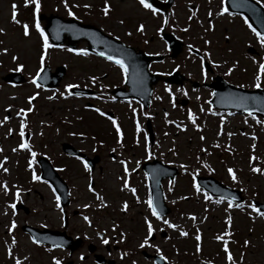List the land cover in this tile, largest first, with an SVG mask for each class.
I'll return each instance as SVG.
<instances>
[{
    "label": "rangeland",
    "instance_id": "1",
    "mask_svg": "<svg viewBox=\"0 0 264 264\" xmlns=\"http://www.w3.org/2000/svg\"><path fill=\"white\" fill-rule=\"evenodd\" d=\"M67 2L75 16L67 15L68 10L64 8L61 0H41V10L36 18L39 19L40 14L47 17H73L80 22L99 26L108 33L115 32L125 40L139 39L137 44L144 46L146 50L159 53L166 49V45L160 39L161 32L164 29L167 31L176 29L184 37L185 49L175 61L168 59L163 64H157V69L171 70L175 67L194 81L210 82L212 74L205 70L204 64L203 71L206 72V78L202 74L201 57L192 53L189 49L191 45L204 51L203 56L206 51L210 53L209 57L205 58L215 67V73L228 75L231 81L243 82L240 83L242 87L254 89L258 63L264 59V47L261 46L255 33L244 23L245 19H233L229 16L239 15L231 13V15L228 13L216 15L222 6L226 7L222 4V0H176L172 8L166 12H157L155 15L143 8L138 0H109L112 10L108 17L101 13L104 0H67ZM260 2L264 5V0ZM13 3L17 5V18L21 24L27 23L30 26L31 34L27 38L23 35L22 27L11 21ZM84 4H90L91 8L85 9ZM73 5L80 7H72ZM209 11L213 13L211 17L208 16ZM193 12L196 15L190 21L188 17ZM34 19V7L32 5L26 7L24 0H0V28L4 30L0 34V41L3 42L0 47L9 49L7 54L0 53V120L5 116L9 117L6 122L0 124V161H4V157H7L3 165H0V182H6L9 188L7 195L0 188V264H15L16 259H20L21 264H53V257L59 258L62 264L71 260L69 251L34 243V240L22 230L24 224L53 230L63 229V211L56 207L57 195L52 187L47 182L32 180L33 174L38 175L34 157L28 152L23 153L22 149L13 151L21 143L19 125L22 119L29 127L25 129L30 132L29 146L35 148L37 157L43 154L54 160L53 164L61 170H59L60 174L70 186L68 233L91 241L93 239L98 245L99 252L109 260H113L116 264H133V261L135 264H154L152 259H147L141 252L146 250L157 253L152 247L155 245L160 249L158 254L168 259L167 264H209V262L229 264L224 256L226 253L223 254L222 251L223 242L215 239V234L228 230L231 233L237 231L239 235L244 234L245 240L249 238L250 243L245 246L244 243L240 245V239L227 237L230 240L229 251L237 263L264 264V218L257 216L247 207L251 204L250 198L258 197L261 200L264 198V124L254 123L255 117L248 115L229 116V114L221 115L208 111L203 100L209 95L210 89L205 86L171 88L163 82H158L155 85L158 87L154 90L156 101L154 98L153 108L148 111L141 109L134 102L135 100L127 104L108 100L98 102L96 98L90 96L99 103L97 108L101 112L107 113L108 108L116 112L114 119H118L122 132V140L118 144L116 129L111 120L97 115L98 112L95 111L97 108L92 110L86 105L90 104V100L82 99L80 95L71 92L72 88L66 90L65 86L72 84L77 87H88L93 89L95 94L100 95L97 91L101 90L103 80L106 83L113 80L112 83L121 84L119 82L123 81V75H120L119 71L122 70L116 65L112 68L111 63L91 55L70 52L68 49L72 48L65 44L58 47L50 41L53 46L48 49L43 66L48 64L52 71L57 67L65 66L66 71L59 87L51 90L37 87L32 83V79L37 77V72L42 69L39 59L42 40L32 27ZM165 19L168 21L167 24L164 23ZM209 20L215 27L214 30L206 32ZM120 21L123 23L121 24ZM39 22L44 28L47 19L45 22L39 19ZM140 24L144 25L143 33L136 31ZM128 33L131 35L129 36ZM227 38L228 42H226ZM58 39H61V34ZM205 40H209L210 43L206 45ZM86 46L85 41H78V49H87ZM250 47L256 48L259 55L252 56L249 52ZM13 55L18 59L12 60ZM233 64L236 66L232 73L226 74ZM18 65H23L19 72L27 81L19 85L10 84L6 77L16 72ZM107 73L108 75H105ZM93 76L97 78L95 82L91 80ZM166 87L172 90L171 95H176L179 99H189L188 105L183 107L173 101L169 92L165 91ZM69 92L72 95H68ZM37 93L31 105L33 111L27 113L26 117L17 116L19 109H27L30 106L27 98ZM60 93L65 95L61 96ZM49 96L54 98L49 100L47 99ZM189 110L195 117V125L188 119ZM27 117H30V121ZM221 117L224 118L223 124ZM147 118H151L156 131L154 146L151 147L149 140L147 141L151 157L160 158L179 167L181 171L175 182L164 183L166 200L173 210L161 220L153 217L147 207L148 195L145 187H140V184L134 186L138 190L133 195L131 188L125 189L122 185L124 179L128 182L133 181L132 169L138 168L142 160L151 158L145 151ZM137 124L140 126L139 131ZM177 124H180L183 130L177 128ZM9 129H12L11 133ZM218 132L220 135H217ZM81 133L83 135H80ZM201 136L204 140L200 139ZM137 139L139 144L136 143ZM64 142L71 143L90 156L101 151L104 170L101 173L98 170L93 173L85 169L80 160L68 158L62 151ZM252 145H255L254 149ZM113 149L116 153L114 160L110 156ZM250 156H255L256 159L250 161ZM30 160L31 168L28 167ZM121 160H124L129 168L127 176L119 163ZM205 164L208 167H205ZM181 165L186 167L182 168ZM3 167L8 168L7 173L3 172ZM252 167H258L262 172L253 173ZM228 168H232L236 173L238 178L236 182L230 178ZM208 172L242 189L247 196L246 203L241 204L242 208L238 210L232 208L226 212L228 203L226 199L205 200V193L195 191L194 175ZM92 180L94 185L91 184ZM90 185L94 191H89ZM16 187L21 189L18 201L14 196ZM169 188L172 191H169ZM97 196L101 200H97ZM21 201L29 208V212L15 209L13 215V209L9 205ZM125 201L128 203L126 212L122 211ZM101 202L106 206L98 207ZM85 204L89 207L85 208ZM84 216L89 217L91 224L83 219ZM192 216L196 219L192 220ZM227 216H231L230 227L226 223ZM145 217L153 225L155 240H151L150 237L149 245L140 248L138 245L147 234ZM163 219L173 222L179 230L186 231L188 235L180 236L179 230L163 224ZM13 220L16 227L9 233L7 228ZM113 225L118 226L115 231ZM251 228L255 232L251 233ZM163 229L167 232L165 237L159 235ZM197 229L202 237L200 252L196 251ZM98 232L103 234L102 238L109 240L108 244L101 242L102 238L97 235ZM121 232L124 233L123 240L120 238ZM13 238L15 244H12ZM9 249L11 256L8 254ZM84 251L88 253L87 249ZM241 254H243L242 260ZM206 257L213 258L214 261H204ZM72 258L76 260L74 264H98L92 257L82 260L75 255Z\"/></svg>",
    "mask_w": 264,
    "mask_h": 264
},
{
    "label": "snow or ice",
    "instance_id": "2",
    "mask_svg": "<svg viewBox=\"0 0 264 264\" xmlns=\"http://www.w3.org/2000/svg\"><path fill=\"white\" fill-rule=\"evenodd\" d=\"M223 2V0H222ZM61 3L63 4L64 8L67 9V15L68 16H75V13L72 11V9L69 7V4L67 2V0H61ZM138 3L145 9H148L152 12L153 15L157 14V12L159 11L158 9L154 8L153 5L151 3L148 2V0H138ZM24 5L27 7L29 5H32L34 7V23L32 25V27H34L35 31L39 34L41 40H42V52L40 54V64H41V67H43V64H44V61H45V57L47 55V51L49 48H51L53 45H51L49 43V37L48 35L46 34L45 32V29L43 27H41V24L39 22V19L36 18L38 17V14L41 10V0H24ZM234 6H238V5H234ZM72 7H80V5H73ZM83 7L85 9H90L91 8V5L90 4H84ZM111 5L109 4V0H104V3H103V7L101 8V13L103 16L105 17H108L110 12H111ZM225 13H228L229 15H231L229 12H228V8L227 7H221L220 8V11L218 13H216L217 16L219 15H223ZM196 13L193 12L189 17L188 19L191 21L194 17H195ZM213 15V13L211 11H209L208 13V16L211 17ZM18 17V11H17V5L15 3L12 4L11 6V21L14 23V24H17V25H20L22 27V30H23V35L24 37H29L30 36V26L29 24L27 23H23L21 24L20 20L17 18ZM120 23L122 24L123 21H120ZM164 23L167 24L168 21L165 19L164 20ZM244 23L251 29V31L253 33H255L256 37L259 39V42L261 44L262 47H264V35H262L260 32H258L255 28L252 27L251 24L248 23V20L247 18H245L244 20ZM214 24L212 23L211 20L208 21V28L205 29V31H212L214 30ZM63 30V29H61ZM136 31L139 32V33H143L144 32V25L143 24H140L137 28H136ZM184 31H187V29H184ZM4 32V30L2 28H0V34H2ZM128 35L130 36L131 33H128ZM117 39H119L117 37ZM97 42V41H94V43ZM147 42V41H146ZM3 42L0 41V44H2ZM204 43L207 45L210 43L209 40H205ZM58 47H60L58 45ZM189 49L191 50V45L189 46ZM9 51V49L7 47H0V53H3V54H7ZM68 51L70 52H77L79 54H83V55H87L88 54V51L87 49H68ZM99 55L101 57H105L107 60L109 61H114V63L116 65H118L120 67V69L124 72V73H127L128 71V67L127 65L125 64L124 60L123 59H120V58H117V57H114L112 55H107L105 54V52L101 51L99 52ZM210 53H208L207 51L204 53V56L201 57V69H202V74L205 75V78H206V72L203 71V63H204V59L205 57H209ZM18 57L13 55L12 56V60H17ZM235 64H233L232 67L228 68V72L226 74H231L233 69L235 68ZM23 68V65H18L17 68H16V71H20L21 69ZM40 75V72L38 71L37 72V76ZM262 76H264V59H262L259 63H258V73L257 75L255 76V84L253 85L254 87L256 88H259L261 87V78ZM96 77H91V80L93 82L96 81ZM32 83L35 84L37 87H40L39 84H37V80H36V77H33L32 79ZM66 87V90L67 89H71V88H74V87H77V85H72V84H68L65 86ZM165 91L166 92H169V94L171 95V90L170 88L166 87L165 88ZM177 91H179V89H177ZM36 95L37 94H34L32 96H29L27 98L28 100V103H29V107L27 109H24V108H21L19 109V111H17L16 115L17 116H20V117H26L27 116V113H30L33 111V107L31 106L32 105V102L35 100L36 98ZM55 95V94H54ZM61 96H64L65 93H60ZM68 95H72V93H68ZM76 95H79V93H76ZM185 95H187V93H185ZM54 97L53 96H49L47 97V99L51 100L53 99ZM114 99V97H113ZM157 99H159V97H157ZM249 99H252L253 101L256 100L255 97H240V100H241V103L238 104L237 106L238 107H244L245 108V111L248 112V115L249 116H253V111L249 110L244 102L249 100ZM173 106H175L173 104ZM11 107V106H9ZM203 111V109H201ZM95 111H97L98 113H100V115H105L104 112H101V110L99 108L95 109ZM209 111L211 112V108H209ZM133 112H135V109H133ZM165 115L167 116V113H165ZM9 119L8 116H5L3 120H0V124H3L4 122H6L7 120ZM109 120H111L112 124L115 126L116 128V133H117V136H118V140H117V143L119 144L122 140V132H121V129L120 127L118 126L117 124V121L115 119H113L112 117H108ZM188 119L195 125V117L193 115V113L191 112V110H189L188 112ZM224 122V118L221 117V124H223ZM258 123H264V121H257ZM168 123H173L172 121H168ZM245 123H247V121H245ZM20 132H19V135L21 137V143L18 144L17 148H14L13 151H17V149H24V150H28L29 152H31V155L34 157L36 154L35 152H32L31 151V148L29 146V144L24 141V136H25V128H26V122L24 119L21 120L20 122ZM177 128L183 130L182 126L180 124H177L176 125ZM197 128H199V126L197 125ZM137 130L139 131L140 130V126L139 124H137ZM12 129H9V133H11ZM75 134V133H73ZM80 135H83L82 133ZM165 135H167V133H165ZM217 135H220V132L217 133ZM229 135H231V133H229ZM144 139H145V151L147 152L148 156L151 157V152H150V148H149V145L147 143L148 141V136L147 134L145 133V136H144ZM201 140H204V137L201 136L200 137ZM253 139H255V137H253ZM136 143L139 144V140L137 139L136 140ZM123 145L121 144V147ZM216 147H219V145H216ZM252 148L254 149L255 148V145H252ZM231 150V149H229ZM201 151H204V149H201ZM113 152H115V149H113ZM250 161H253L256 159L255 156H250ZM7 160V157H4V161ZM4 161H0V165H3ZM119 163L123 166V171L125 173V176H127V174L129 173V168L127 167V163L124 161V160H121L119 161ZM205 167H208L206 164L204 165ZM28 167L31 168L32 167V161L30 160L29 163H28ZM84 167L85 169H88V164L85 163L84 164ZM180 167L182 168H185L186 166L185 165H181ZM3 172L4 173H7L8 172V168L7 167H3ZM211 170V169H210ZM132 171H135V169H132ZM251 171L253 173H261L262 170L258 167H252L251 168ZM227 172L229 173V176L230 178L232 179L233 182H236L237 181V175L236 173L234 172V170L232 168H228L227 169ZM41 177L38 176V175H35L33 174L32 175V180L33 181H40ZM193 187L195 188V191L197 193L200 192V185L199 184H196L195 182L193 183ZM0 188L3 189L5 195H7L8 191H9V188H8V185L6 182H0ZM123 188L125 189H128L129 188V182L127 179H124L123 180ZM55 191V190H53ZM89 191H94V189L92 188V186L90 185L89 186ZM130 191L132 192L133 195H135L136 193V190L134 188L130 189ZM169 191H172L171 188H169ZM20 192H21V189L19 187H16L15 189V199L18 201L20 199ZM204 199L205 200H209L211 199V197L205 193L204 194ZM235 199V197L231 198L228 200V203H227V209H225V211L227 212L228 209H232V208H237V209H240L242 208L243 206L239 203H236V204H233V200ZM97 200H101V198L99 196H97ZM55 201H56V207L57 208H60V197L57 195L55 196ZM137 201L139 202L138 198H137ZM220 201H217V203H219ZM147 203V207L149 208V210L151 211V215L153 217H155L157 220H161L162 219V216H161V213L158 211L157 209V206L154 205V202H153V199L151 196H149L148 200L146 201ZM12 209H13V215H15V209H16V204L13 203L11 205H9ZM106 205L101 202L98 204V207H105ZM85 208L89 207V205L85 204L84 205ZM247 207L249 209L252 210V212H254L257 216L261 217V218H264V211H261L260 209H258L256 207L255 204H248ZM128 209V203L127 201L124 202V204L122 205V211H127ZM249 215H251V213H249ZM83 219L85 221H87L89 224H91V221L89 219L88 216H84ZM192 220H195L196 217L195 216H192L191 217ZM163 224L167 225L169 228H173V229H178V226L176 224H173V223H170L169 220L167 219H163ZM144 223L146 225V232L147 234L144 236L143 238V241L141 243H139L138 247L140 248H144L145 246H148L149 245V239L150 237L153 236V233H154V228H153V225L152 223L148 220L147 217L144 218ZM226 223L229 225V227L231 226V216H227L226 217ZM16 227V224H15V221L13 220L10 224V226L7 228V231L9 233H11ZM118 226L117 225H113V230L115 231L116 228ZM179 230V229H178ZM98 236H101L102 234L100 232L97 233ZM179 235L182 236V237H186L188 235V233L186 231H183V230H179ZM231 236V232L226 230L224 231L221 235H218L215 237V239L217 241H223V244H224V247H223V251L226 253V259L227 261L229 262V264H237V262L233 259V256L231 254V252L229 251V248H228V243L229 241L227 239H225V237H230ZM120 238L121 240L124 239V233L121 232L120 233ZM195 240L197 241V244H196V251L197 252H200L201 251V240H202V237H201V234H200V231L199 229L196 230V235H195ZM34 243H37L39 244L40 241L38 240H34L33 241ZM101 242L103 244H108L109 243V240L107 238H102ZM16 241L15 239L13 238L12 240V244H15ZM249 241L248 240H245L244 241V245L245 246H248L249 245ZM152 247L155 248L156 252L159 253L160 252V249L158 247H156L155 245H152ZM9 256H11V250L9 249V252H8ZM126 255V253H125ZM243 258V254H241V259ZM81 259H83V257H81ZM160 259L161 260H165L166 258L164 256H160ZM53 260V264H62V261L59 259V258H56V257H53L52 258ZM15 264H21V260L20 259H16L15 260ZM133 264H135V261H133ZM209 264H211V262H209Z\"/></svg>",
    "mask_w": 264,
    "mask_h": 264
},
{
    "label": "water",
    "instance_id": "3",
    "mask_svg": "<svg viewBox=\"0 0 264 264\" xmlns=\"http://www.w3.org/2000/svg\"><path fill=\"white\" fill-rule=\"evenodd\" d=\"M149 1L157 5L159 4L157 0H149ZM234 5H238V6H234ZM229 8L231 9V11L246 14L251 21L256 19L264 20V8L254 0H239V3L229 4ZM42 18L47 19L46 29L54 42L61 43L64 42L66 38H69L70 39L69 43L75 46L77 41H71L74 35L70 36L71 34L70 30L75 29L74 33H77L78 35H83L88 40L90 50H93L97 53L103 51L105 52L106 56L112 55L114 57L123 59L128 67L127 83L131 86V91L129 92V94L132 95L138 94L143 98H145L148 104L150 103L152 84L157 80L158 76H154V77L151 76L148 70V66L152 59L159 60L160 57L144 54L143 51L136 53L133 48H130L128 46L126 47L123 44L117 42L116 40H114V38L107 36L94 25L79 23L74 19H63L58 16L47 17L42 15ZM67 29L69 32L67 31ZM60 33L63 34V36L61 39H58L57 35H59ZM164 36L169 41L170 47L174 51V54L175 55L178 54L182 48L183 42L180 39L176 38L171 33H165ZM94 41L97 42L94 43ZM99 44L100 45L106 44L107 46L105 48L99 49L98 48ZM134 54L135 57H133ZM141 68H143L142 72H146V73L142 74L141 77L136 76L135 74H141L140 73ZM49 69L50 68L47 67V73H49ZM64 70L65 68L61 67L58 73L52 75V79L50 80V85L54 86L59 83L60 79L63 76ZM176 76H179V78L182 79L181 78L182 76H180L178 72H175L174 75H172V77L170 78V80ZM213 86L216 88L215 98L222 99L220 93H225L226 91L223 90L225 88L224 84L219 80L217 83H213ZM257 91L258 92L245 93L244 97L256 98L255 101H253L252 99L245 101V105L254 109L261 115H264V92L261 90H257ZM246 92H250V91H246ZM222 100L224 102V99ZM233 101L236 105L240 103L238 101L237 94L234 96ZM66 150L69 152L70 146L67 147ZM165 168L167 172L162 175H159L161 169H158V171H151L147 168L151 180V186L155 189L156 191L155 194L157 195L156 197L161 202L164 201L163 191L161 186L162 178L165 176L174 177L178 172L177 168L175 167L165 166ZM43 176L50 179L55 184H58L60 182L57 172L49 164L45 166ZM62 185L64 187L62 186L59 189L61 193L64 194L66 192L67 185L65 184ZM169 211H170L169 208L165 207L162 202L160 204L159 212L163 214ZM24 229L30 233V235L34 240H38L40 241V243L70 248L71 250H74L81 243L80 238L74 241L71 237L67 236L65 231L60 232V231H52L48 229L40 230L30 226H25ZM97 260L100 262H104L103 257L101 256H97ZM110 264H113V262H110Z\"/></svg>",
    "mask_w": 264,
    "mask_h": 264
},
{
    "label": "flooded vegetation",
    "instance_id": "4",
    "mask_svg": "<svg viewBox=\"0 0 264 264\" xmlns=\"http://www.w3.org/2000/svg\"><path fill=\"white\" fill-rule=\"evenodd\" d=\"M235 17H239V16H235ZM98 168H99V172H102V170H103L102 166L100 165ZM24 212L28 213L29 210H28V212H26L24 210ZM76 237H79V236H76ZM81 238L83 240L82 245L80 247L76 248L75 250L70 251L71 264H74L76 261L72 258L75 255L79 256L80 259H81V257H83L82 260H86V259H90L91 257L94 258L95 253H100L99 252L100 250L98 249V245L93 241V239L91 241V240H88L87 238H83V237H81ZM85 249H87L88 253L87 252L85 253V251H84ZM82 250H83V252H81ZM90 250H93V252L90 253Z\"/></svg>",
    "mask_w": 264,
    "mask_h": 264
}]
</instances>
